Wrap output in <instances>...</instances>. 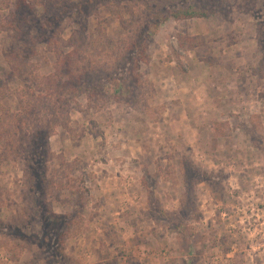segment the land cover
Returning <instances> with one entry per match:
<instances>
[{
  "label": "rangeland",
  "instance_id": "rangeland-1",
  "mask_svg": "<svg viewBox=\"0 0 264 264\" xmlns=\"http://www.w3.org/2000/svg\"><path fill=\"white\" fill-rule=\"evenodd\" d=\"M0 232L21 264H264V0H0Z\"/></svg>",
  "mask_w": 264,
  "mask_h": 264
},
{
  "label": "trees",
  "instance_id": "trees-1",
  "mask_svg": "<svg viewBox=\"0 0 264 264\" xmlns=\"http://www.w3.org/2000/svg\"><path fill=\"white\" fill-rule=\"evenodd\" d=\"M173 16L176 18H179V17H184V18L206 17V16H208V13H207V11H202L201 9L198 10V9H194L192 7H187L186 10L175 13V14H173ZM36 173H38V172H34V174H36ZM34 174H32L30 176V179L35 180V182H37L39 184V175H37V174L34 175ZM52 214H53V216L55 215V213H52ZM17 233H19V237L24 238V240L28 239L27 234H24L20 230Z\"/></svg>",
  "mask_w": 264,
  "mask_h": 264
},
{
  "label": "crops",
  "instance_id": "crops-1",
  "mask_svg": "<svg viewBox=\"0 0 264 264\" xmlns=\"http://www.w3.org/2000/svg\"><path fill=\"white\" fill-rule=\"evenodd\" d=\"M11 248V245L7 243L6 237L0 232V264H21L22 259H14L12 257ZM91 264H94V262Z\"/></svg>",
  "mask_w": 264,
  "mask_h": 264
}]
</instances>
